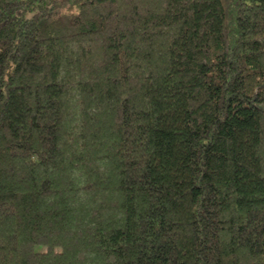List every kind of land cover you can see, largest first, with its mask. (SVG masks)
I'll use <instances>...</instances> for the list:
<instances>
[{
  "label": "trees",
  "instance_id": "trees-1",
  "mask_svg": "<svg viewBox=\"0 0 264 264\" xmlns=\"http://www.w3.org/2000/svg\"><path fill=\"white\" fill-rule=\"evenodd\" d=\"M0 264H264V0H0Z\"/></svg>",
  "mask_w": 264,
  "mask_h": 264
},
{
  "label": "rangeland",
  "instance_id": "rangeland-1",
  "mask_svg": "<svg viewBox=\"0 0 264 264\" xmlns=\"http://www.w3.org/2000/svg\"><path fill=\"white\" fill-rule=\"evenodd\" d=\"M35 249H40V247H38V248H35Z\"/></svg>",
  "mask_w": 264,
  "mask_h": 264
}]
</instances>
